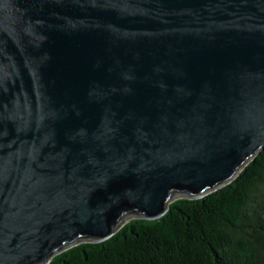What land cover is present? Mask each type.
Masks as SVG:
<instances>
[{
  "label": "water",
  "instance_id": "obj_1",
  "mask_svg": "<svg viewBox=\"0 0 264 264\" xmlns=\"http://www.w3.org/2000/svg\"><path fill=\"white\" fill-rule=\"evenodd\" d=\"M263 147L264 0H0V264L160 219Z\"/></svg>",
  "mask_w": 264,
  "mask_h": 264
},
{
  "label": "trees",
  "instance_id": "obj_2",
  "mask_svg": "<svg viewBox=\"0 0 264 264\" xmlns=\"http://www.w3.org/2000/svg\"><path fill=\"white\" fill-rule=\"evenodd\" d=\"M49 264H264V147L222 188L176 199L160 219H132Z\"/></svg>",
  "mask_w": 264,
  "mask_h": 264
},
{
  "label": "rangeland",
  "instance_id": "obj_3",
  "mask_svg": "<svg viewBox=\"0 0 264 264\" xmlns=\"http://www.w3.org/2000/svg\"><path fill=\"white\" fill-rule=\"evenodd\" d=\"M135 218H136V217L129 218L127 221H125L124 224H126L127 222H129L130 220L135 219Z\"/></svg>",
  "mask_w": 264,
  "mask_h": 264
}]
</instances>
